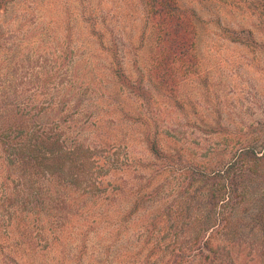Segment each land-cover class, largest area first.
Returning a JSON list of instances; mask_svg holds the SVG:
<instances>
[{"label": "rangeland", "instance_id": "obj_1", "mask_svg": "<svg viewBox=\"0 0 264 264\" xmlns=\"http://www.w3.org/2000/svg\"><path fill=\"white\" fill-rule=\"evenodd\" d=\"M158 2L7 1L0 13V97L6 94L19 103L16 108L10 106L9 112L12 109L15 116L26 118L29 111L38 109V100L49 101L58 91L54 77L44 83L45 77L52 76L50 61L58 67V76L67 70L66 92L82 91L80 99L92 113L86 120L85 116L71 119L68 125H76L71 135L95 147L96 163L91 168H98L97 178L104 177L108 188L119 182L125 190L111 204L89 200V213L95 206L110 205L103 216L89 214L91 227L85 240L75 233V226L82 225L77 218L69 217L75 226L63 222V233L56 235L54 220L66 219L65 212L53 210L60 187L50 183L49 177L20 175V168L7 162L0 151L2 264H145L152 245L142 248V239L134 237L138 230H127L138 229L143 216H133L130 224H124L115 208L116 204L121 211L127 208L135 197L128 191L145 186L150 193L161 187L153 201L145 204L147 212L155 214L159 206L172 201L174 211V203L185 207L181 202L186 201L188 213L195 216L197 181L181 194L183 198L174 200L180 193L177 185L188 180L183 170L217 169L241 147L264 138L260 132L264 123V0H173L177 7L196 14L195 54L176 64L174 93L157 85L150 71L159 53L149 11ZM117 68L142 88L134 91L122 86ZM84 112H78L79 116ZM37 119L50 123L52 118L47 120L44 113ZM27 122L34 123L28 118ZM6 123L0 119V132ZM7 135L4 139L10 145L20 141L15 133ZM149 140H156L158 154L149 150ZM36 198L44 205L36 208ZM188 225L189 229L176 233L165 226L166 231L161 229L156 236L174 246L188 241L196 227ZM128 245L131 249L126 250ZM219 247L220 264H231L228 250ZM233 252L238 253L237 264L255 255L246 246ZM149 262L162 264L163 256L154 254Z\"/></svg>", "mask_w": 264, "mask_h": 264}, {"label": "trees", "instance_id": "obj_2", "mask_svg": "<svg viewBox=\"0 0 264 264\" xmlns=\"http://www.w3.org/2000/svg\"><path fill=\"white\" fill-rule=\"evenodd\" d=\"M7 1L0 0V13L4 12ZM172 2L173 0H159L152 5L155 8L154 11H149L159 53L151 63L150 71L152 70L153 75L156 76L155 83L163 86L168 93H174L176 90L179 69V67L176 68V64L179 61H186L185 59L192 53L195 54L193 20L196 14L194 11L177 7ZM42 67L45 70V65ZM50 70L52 76L45 77L44 83H50L55 78L58 91L49 98V101L38 100V109H33L32 113L29 111L27 116L21 114L26 118H20L12 113V109L19 105L15 102L16 99L11 101L8 95H1L0 119L5 118L7 123L1 125L3 130L0 132V151L2 153L4 151L7 162L16 164L20 168V175L26 177L38 174L39 177H49L50 183L60 187L56 190L57 207L53 210L59 214L65 212L66 219L58 217L54 220L55 234L63 233L64 223L70 221L69 217L77 218L81 220L82 225L76 227L72 220L70 222L75 226V233L81 234V239L85 237V240L91 227L89 214L93 215V218L103 216L112 201L118 199V192L125 188L119 182L108 188L104 185V177L97 178L98 168H91L93 163H96L95 147L87 144L78 135L72 136L71 134L75 132L71 130H74L76 125L72 127L68 125L72 118L79 121L85 116L86 120L92 116V113L86 111L85 101L80 99L83 96L82 91L81 93L77 90L66 92L67 82L64 80L68 76L67 70L63 71L62 77L58 76L59 69L53 67L51 61ZM55 70L57 71L53 75ZM115 73L122 86L125 85L134 91L142 88L140 84L135 85L122 69L117 68ZM10 106L12 109L9 112ZM71 106L73 108L70 111ZM81 110L85 112L79 116L78 112ZM44 113L47 120L52 118L50 123L38 121L37 118L44 116ZM27 118L33 119V125L27 122ZM260 128L263 138L264 123L260 124ZM13 133H15L13 136H20V141L10 145V141L4 137H9L7 134ZM147 146L149 150L158 154L156 140H149ZM90 169L93 173H89ZM183 171L184 174H189L188 180L177 185L180 187V193L176 194L174 200L180 196L183 198L181 194L193 187L197 181L196 187H193L198 200L197 209H199L195 216L188 213L190 205L186 201L181 202L186 205L185 207L174 203L177 206H174V211L172 205L174 201H172L168 205L159 206L161 209H157L155 214L147 212L145 204L149 200L153 201L161 187L156 192L150 193L145 192V186L142 190L135 188L133 191L131 188L133 192H128H131L132 198L134 194L135 197L130 199L131 202L127 208L121 211L116 204L115 208L121 213L120 221L124 224H130L133 216H143L144 223L138 226V229H129L128 226L126 228L128 232L138 230L134 237L142 239L139 243L142 248L148 244L152 245L145 257V264H150L149 261L154 254L163 256L162 264H189L190 261L192 264H220L219 246L228 250L231 264H237L238 259V253H234L233 248L241 246H246L255 252V255L246 259L244 264H264V138L260 142L256 141L241 147L232 155L230 162L217 169L206 171L201 167H193ZM78 199L80 201H77ZM89 200H93L94 203L104 201L110 204L105 207H93V205L94 212L89 213ZM41 205L44 203L36 198L34 206L37 208ZM183 216L185 218L177 220V217ZM166 217L169 222L167 224ZM192 217L194 218L191 219ZM190 220L194 221L189 222ZM188 224H194L190 229L196 226L191 231L188 241H180L171 246L167 243L163 244L165 242L163 236L161 238L156 236L161 229L165 232L167 226L176 233V230L182 232L189 229ZM167 233L165 236H168ZM129 249L131 247L128 245L126 250ZM2 263L3 261H0V264Z\"/></svg>", "mask_w": 264, "mask_h": 264}]
</instances>
